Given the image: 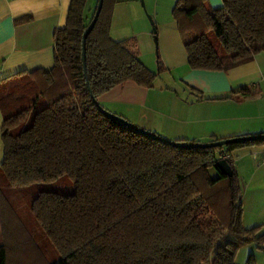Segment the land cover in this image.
I'll use <instances>...</instances> for the list:
<instances>
[{"label":"trees","instance_id":"1","mask_svg":"<svg viewBox=\"0 0 264 264\" xmlns=\"http://www.w3.org/2000/svg\"><path fill=\"white\" fill-rule=\"evenodd\" d=\"M87 1L70 0L65 25L53 33L50 69L22 71L0 87V264H234L242 244L264 249L263 225L242 224L240 181L225 157L264 139L182 148L104 115L90 94L98 101L126 80L150 87L154 73L138 59L134 38L110 37L115 0H102L85 39L84 77L81 35L97 3L86 19ZM221 2L172 6L191 69L225 70L264 52V0ZM61 177L72 181L71 193L39 190L29 214L21 213L22 187ZM245 264H256L252 255Z\"/></svg>","mask_w":264,"mask_h":264},{"label":"crops","instance_id":"2","mask_svg":"<svg viewBox=\"0 0 264 264\" xmlns=\"http://www.w3.org/2000/svg\"><path fill=\"white\" fill-rule=\"evenodd\" d=\"M69 3L0 0V87L25 71L52 67L53 33L65 25ZM174 3L114 1L110 37L134 38L137 57L154 79L150 87L126 80L100 94V105L168 140L205 142L264 134V52L225 70L191 69L171 16ZM204 3L213 9L222 6L221 0ZM152 40L157 42V55ZM1 126L0 109V164ZM262 151L264 142L238 146L225 154L240 181L244 227L264 228V163L253 157V152Z\"/></svg>","mask_w":264,"mask_h":264},{"label":"rangeland","instance_id":"3","mask_svg":"<svg viewBox=\"0 0 264 264\" xmlns=\"http://www.w3.org/2000/svg\"><path fill=\"white\" fill-rule=\"evenodd\" d=\"M94 6L95 0L87 1L84 12L86 19H88L91 15ZM152 44L154 46V53L157 55V42L155 44L152 40ZM143 54H145L144 51ZM154 61L156 62V59ZM210 173L212 175L215 174V172H212V170H210ZM39 190H54L60 193H71L73 191V183L69 178L61 177L48 183L30 184L22 187L19 191V198L17 199V202L20 204V211L22 210L21 213L29 214L30 200L37 194ZM32 230L35 240L37 241L41 249L46 253L49 260L51 262L57 260L58 254L55 252L44 232L38 226H33ZM250 255H252L256 264H264V249L258 248L253 242L242 244L237 248L233 259L234 264H245Z\"/></svg>","mask_w":264,"mask_h":264},{"label":"water","instance_id":"4","mask_svg":"<svg viewBox=\"0 0 264 264\" xmlns=\"http://www.w3.org/2000/svg\"><path fill=\"white\" fill-rule=\"evenodd\" d=\"M102 5V0H97L96 3V7H95V11L93 13L92 18L90 19V21L88 22V24L86 25V27L84 28L82 35H81V60H82V67H83V72H84V77L86 78V68H85V39L87 34L90 32V30L92 29L100 8ZM87 83V80H86ZM91 98L93 99V101L95 102L96 105H98L99 109L102 111V113L104 115H106L109 118L115 119L119 122H121L122 124L126 125L127 127L133 129L134 131L141 133L143 135L149 136L153 139H160L166 143H169L173 146L176 147H182V148H210V147H217V146H223L229 143H236V142H242V141H246V140H255V139H264V134H259V135H244V136H238V137H229V138H224V139H216V140H212V141H205V142H199V141H177V140H168L165 139L163 137H159L158 135H156L154 132L146 130L130 121H128L127 119L123 118L120 115H117L115 113H112L106 109H104L102 106L99 105L98 101L93 97L92 94ZM217 166L220 168L221 172L223 174H231L230 171V167L228 165V163L224 160V159H220L216 162Z\"/></svg>","mask_w":264,"mask_h":264},{"label":"built area","instance_id":"5","mask_svg":"<svg viewBox=\"0 0 264 264\" xmlns=\"http://www.w3.org/2000/svg\"><path fill=\"white\" fill-rule=\"evenodd\" d=\"M253 157L254 158H259V160L262 162V163H264V151H262L261 153H260V155H258L256 152H253Z\"/></svg>","mask_w":264,"mask_h":264}]
</instances>
